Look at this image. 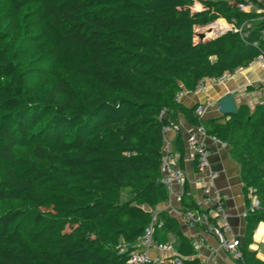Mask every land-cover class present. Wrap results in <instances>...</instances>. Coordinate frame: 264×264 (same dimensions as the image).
Wrapping results in <instances>:
<instances>
[{"label": "trees", "instance_id": "1", "mask_svg": "<svg viewBox=\"0 0 264 264\" xmlns=\"http://www.w3.org/2000/svg\"><path fill=\"white\" fill-rule=\"evenodd\" d=\"M4 1L33 24L32 39L53 34L68 55L81 58L82 71L97 84L80 103L61 82L35 95L22 84L14 43L5 41L0 28V264H128L151 211L167 199L160 181L164 131L181 114L230 147L245 197L259 202L251 210L247 201L245 259L264 264L247 250L264 222V103L253 110L241 104L233 115L204 118L195 113L197 105L176 100L180 90L194 91L203 78L248 67L264 50V19L245 36L227 31L195 40L196 26L215 20L240 26L254 15L239 9L242 0H203L198 11L191 9L193 0ZM220 30L214 23L205 35ZM27 144L33 145V159L20 152ZM48 189L62 194L60 206L47 207L36 197L37 190ZM123 192L129 195L122 198ZM19 198L37 212L6 207ZM48 216L75 225L54 251L33 245L28 237V228H44ZM157 220L156 241L174 237L181 255L195 254L175 217L159 210Z\"/></svg>", "mask_w": 264, "mask_h": 264}, {"label": "built area", "instance_id": "2", "mask_svg": "<svg viewBox=\"0 0 264 264\" xmlns=\"http://www.w3.org/2000/svg\"><path fill=\"white\" fill-rule=\"evenodd\" d=\"M203 0H193L197 5L198 11L202 8ZM238 7L241 11L254 15L251 19L245 21L238 26L235 23H228L225 20H215L211 23H226L223 33L233 31L241 36L247 35L246 30L252 29L258 20L264 19V0H242ZM222 33V34H223ZM260 35L264 40V28L260 29ZM258 46V41H254ZM258 64L263 75L260 84L264 86V50L260 51L251 61L250 65ZM243 67H237L233 71H225L222 75L214 78L201 79L193 92H202L210 82L222 83L235 74L243 72ZM186 90H180L176 95V100L181 101ZM210 105H197L195 113L200 117L204 116L205 109ZM175 130H179L178 124L175 122L172 126ZM208 137L203 125L194 126L189 132L186 143L188 159L196 162V176L194 182L203 195L204 205L197 200L191 199V194L186 186L185 172L179 164L180 156L174 151L172 144L164 140L162 147V158L160 165V181L167 191V199L170 203L174 198L177 204L173 210L180 215V222L193 231L191 237V247L194 250L199 249L206 243L208 236L212 235L216 239V245L211 247L207 259L202 264H216L219 251L228 253L232 260V264H248L244 251L242 239L234 233L230 224V214L226 206V196L217 187L216 179L218 172L213 170L209 160V149L203 142ZM213 140H216L212 138ZM218 141V140H217ZM184 202L194 203V207H185ZM259 202L256 197H251L250 209L257 208ZM159 210L151 212L149 223L145 226L142 235L134 243V248L128 256V264H187L185 256L181 255L174 243L158 242L155 240V228L159 226L157 213ZM156 252L152 255V252Z\"/></svg>", "mask_w": 264, "mask_h": 264}, {"label": "crops", "instance_id": "3", "mask_svg": "<svg viewBox=\"0 0 264 264\" xmlns=\"http://www.w3.org/2000/svg\"><path fill=\"white\" fill-rule=\"evenodd\" d=\"M262 75L263 72L261 68L255 63L244 68L242 73L235 74L222 83H208L205 90L202 92L186 90L181 102L188 107L210 102V105L205 109L203 117H219L222 115L218 110V103L227 94H231L237 107L241 104H246L253 110L256 105L264 103V86L260 84ZM248 87H253V89L248 90ZM223 120L224 119H222V121ZM176 123L179 126V130H175L173 127L166 128L164 131V140L170 142L174 151L179 154V164L181 160V150L178 147H182L184 163L183 170L185 172L186 186L191 194L190 197L193 200L200 201L204 205L203 195L194 182L196 168L193 161L188 159L189 150L187 148L186 139L194 125L189 123L183 114L179 116ZM203 142L209 149L211 167L218 172L216 185L226 196V206L230 214V224L232 229L244 243L246 226L245 215L247 201L249 202L250 195L245 197V194L243 193L240 166L231 157L230 147L228 145L221 141L213 140L211 137H205ZM169 200L170 203L168 200L160 203L157 206V210H164L171 216L175 217L180 224L182 233L191 238L193 231L180 222L179 213L173 210V208L177 207L175 199L171 198ZM170 238L175 240L174 237ZM216 242L214 236H208L205 245L195 250L194 255L185 256V258L191 263L196 260L199 264H202L207 259L211 247L216 245ZM261 242H264V222H261L257 226L252 239L247 246V250L254 252V256L257 260L264 262V254L260 252ZM155 254L156 252L153 251L152 255ZM216 264H232V260L228 253L219 251Z\"/></svg>", "mask_w": 264, "mask_h": 264}, {"label": "rangeland", "instance_id": "4", "mask_svg": "<svg viewBox=\"0 0 264 264\" xmlns=\"http://www.w3.org/2000/svg\"><path fill=\"white\" fill-rule=\"evenodd\" d=\"M192 8L197 10V5L195 4ZM11 21L13 24H10ZM212 24L214 23L196 26L194 30L195 40H206L221 35L224 27H227L226 23H217L221 30L210 36L205 35ZM32 25L28 19L15 14L9 3L0 0V28L7 36L5 41L9 44L14 43V56L16 60L20 61V68L23 73L22 84L32 90L35 95H40L45 93L53 84L61 82L73 89L77 102L80 103L84 93L97 84L94 76H88L82 71L81 67L85 66V63L82 62L81 58L68 55L65 49L58 44L53 34L40 33L37 36L39 40L35 41L34 37L32 39L31 36L35 33L31 29ZM32 150V144L20 147L21 153L33 159ZM69 182L80 185V188L88 187L85 182L78 179H70ZM35 195L47 207H50L51 204L60 206L62 203V194L55 190H37ZM128 195V193L123 192L122 198ZM249 202L251 204L250 197ZM6 207L28 208L32 212H37V209L23 198L10 200L6 203ZM46 221L47 226L44 228L42 226L29 227L28 237L33 245L54 251L58 249L64 234L73 231L75 225L72 226L69 220L55 216H48ZM171 242L174 243L173 240ZM260 252L264 254V242L260 244Z\"/></svg>", "mask_w": 264, "mask_h": 264}, {"label": "water", "instance_id": "5", "mask_svg": "<svg viewBox=\"0 0 264 264\" xmlns=\"http://www.w3.org/2000/svg\"><path fill=\"white\" fill-rule=\"evenodd\" d=\"M218 110L220 114L224 116L233 115L237 112V106L235 105L233 96L231 94H227L221 99V101L218 103Z\"/></svg>", "mask_w": 264, "mask_h": 264}]
</instances>
